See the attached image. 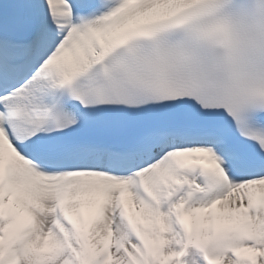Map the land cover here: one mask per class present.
<instances>
[{
	"label": "snow or ice",
	"instance_id": "snow-or-ice-1",
	"mask_svg": "<svg viewBox=\"0 0 264 264\" xmlns=\"http://www.w3.org/2000/svg\"><path fill=\"white\" fill-rule=\"evenodd\" d=\"M0 264H264V0H0Z\"/></svg>",
	"mask_w": 264,
	"mask_h": 264
}]
</instances>
